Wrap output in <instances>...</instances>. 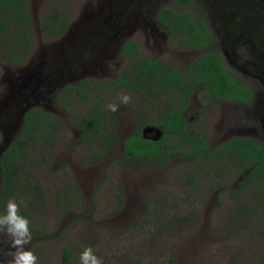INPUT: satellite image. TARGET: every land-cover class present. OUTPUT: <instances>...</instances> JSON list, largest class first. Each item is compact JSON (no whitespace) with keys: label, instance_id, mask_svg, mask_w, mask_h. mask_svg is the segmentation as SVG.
Here are the masks:
<instances>
[{"label":"rangeland","instance_id":"1","mask_svg":"<svg viewBox=\"0 0 264 264\" xmlns=\"http://www.w3.org/2000/svg\"><path fill=\"white\" fill-rule=\"evenodd\" d=\"M26 1L31 51L20 64L0 59V156L21 136L25 112L36 109L50 119L42 129L35 124L26 130L22 144L10 153L15 166L12 186L5 188L0 169V211L5 213L9 199L23 201L20 210L30 211L32 239L26 247L37 256V264H80L87 247L103 264H264V201L254 182L238 188L245 170L237 173L229 157L192 159L184 154L181 133L164 137L167 148L176 150L161 165L122 153L121 139L156 125L168 110V97L149 103L140 90L92 85L120 74L131 61L120 57V43L139 40L136 35L118 36L119 26L105 37L100 34L98 26L108 10H118L119 4ZM55 12L67 22L60 35L49 37L41 26ZM129 21L124 30L132 27L133 19ZM37 67L53 72L55 89L20 101L13 78ZM82 79L87 81L80 94L65 89ZM120 93L129 95L131 102L120 103L115 113L108 111L107 105L118 103ZM258 102L253 106L262 104ZM197 103L204 110L193 118ZM260 110L253 119L250 109L226 110L204 102L197 92L184 114L190 120L186 130L204 131L206 146L214 149L222 144L219 137L225 130L237 137L259 136ZM95 112L103 123L99 134L78 130L77 122ZM3 189L7 192L1 195ZM8 247L9 238L0 233V258L6 259L2 252ZM64 247L69 262L63 261Z\"/></svg>","mask_w":264,"mask_h":264},{"label":"flooded vegetation","instance_id":"2","mask_svg":"<svg viewBox=\"0 0 264 264\" xmlns=\"http://www.w3.org/2000/svg\"><path fill=\"white\" fill-rule=\"evenodd\" d=\"M113 2H117L119 8L108 10L102 24L98 26L101 29L100 34L105 37L107 32L119 26L118 36L136 35V38L142 39L144 43L124 39L118 47V52L124 41H133L137 57L159 63L153 66L155 71L152 75L155 79L161 76L160 73L166 68H170L175 70L179 77L178 85H192L184 109L180 112L181 117L184 118L188 104L191 99H195L197 92L204 102L224 106L226 110L236 109L237 106L250 109L253 113L250 115L248 112V117L250 115L253 119L255 116L257 118L258 109H261L262 129L259 130V136L237 137L231 129L225 130L219 137L222 144L216 148L234 138H248L264 145V0H113ZM131 18L132 27L124 30ZM209 53L217 58L224 78L220 77V74L209 79L205 77L207 75L202 73L206 63L204 59L191 63L195 58ZM120 57L131 60L129 57ZM158 70L161 72L158 73ZM52 74V71H44L37 67L27 71L24 77H14L13 81L14 83L18 81L17 91L22 95L37 98L39 94L55 89L51 84L54 82L50 79ZM199 76H203L200 81L197 80ZM68 77L72 78V75ZM22 81H26L27 86L20 84ZM206 84L217 88L219 96L214 97L205 88ZM153 85H156V82ZM238 86L250 92L251 98L248 102H239L232 98L237 94ZM176 91L177 89L173 88L171 92L161 93L160 97L151 100L155 102L163 96L168 97L169 112L172 106L168 101H174ZM181 98L184 99L183 96ZM258 101L262 104L256 108L253 104L259 103ZM197 106L198 110L194 112L193 118L197 117L198 111L204 110L200 104L197 103ZM189 122L190 120L184 118L182 131L190 126ZM193 130H198L205 136L201 129ZM193 130L190 129L188 134ZM147 131L152 132V137L144 134ZM141 133L149 139L159 140L162 130L158 125H146ZM204 143L206 146V137ZM206 148L211 150L208 146ZM219 155L217 160L228 157Z\"/></svg>","mask_w":264,"mask_h":264},{"label":"trees","instance_id":"3","mask_svg":"<svg viewBox=\"0 0 264 264\" xmlns=\"http://www.w3.org/2000/svg\"><path fill=\"white\" fill-rule=\"evenodd\" d=\"M26 0H0V59L9 64H20L31 51V23L28 14ZM66 18L62 15L48 17L42 23V30L49 37L60 35L66 26ZM10 27H12L11 30ZM136 45L133 41L126 40L122 43L119 49V55L122 57L131 58L128 66L116 77L98 83L93 82L94 87L101 89H126L133 91H142V98L144 101L151 103V99H157L161 93L167 94L173 88L177 89L174 101H168L172 106L169 112H162L161 118L156 122L162 130V135L159 140H152L144 137L138 129L133 130L120 141L121 151L126 157L132 158H148L154 159L158 164H163L169 153L176 149H168L167 144L164 143L166 135L175 136L181 133L184 136V144L187 145L184 152L185 155L192 159L201 158L207 162L217 160L221 154L228 156L236 165L237 173L243 170H248L245 176L238 184V188L242 185L254 182L255 192L259 194L264 201V145L259 144L248 138H234L227 141L223 146L208 150L204 143V134L198 130H193L188 134V130L182 131L184 126V118L180 116V112L184 109V104L189 97L192 85L181 84L178 85L179 77L175 70L166 68L163 72L157 71L161 74L155 79L153 77L154 65H159L156 61L139 58L136 56ZM198 59L206 61L204 72L208 79L214 75L220 74L224 78V73L220 70L217 58L213 54L201 55L191 63ZM203 76L197 78L202 80ZM87 79H82L74 86H66V90L74 89L77 94H80V87L85 84ZM156 82V85L153 83ZM214 97L219 96L217 88L205 85ZM183 96V100L181 98ZM233 99L239 102H248L251 94L246 89L238 86L237 94L232 96ZM49 115L41 113L36 109H30L23 115L22 119V134L18 139L9 143L6 150L0 156V169L4 180L5 188L13 185L11 179L15 166L10 162V153L14 150L15 145L20 146L24 141V132L37 125L42 129L49 123ZM36 124V125H35ZM78 130L83 133L99 134L103 129V123L100 120L98 113H94L77 122ZM23 135V136H22ZM108 142V141H107ZM175 142H171L174 146ZM107 149L104 146L100 151L103 154ZM7 190L3 189V195ZM4 213L0 211V215ZM20 214L26 219H29L31 213L27 209H21ZM68 249L64 247L62 250L63 261L69 262Z\"/></svg>","mask_w":264,"mask_h":264},{"label":"clouds","instance_id":"4","mask_svg":"<svg viewBox=\"0 0 264 264\" xmlns=\"http://www.w3.org/2000/svg\"><path fill=\"white\" fill-rule=\"evenodd\" d=\"M131 102L129 95L118 94V103H109L107 110L115 113L119 110V104ZM15 199H9L6 204L5 213L0 215V233L9 238L7 251L2 252L0 264H37V256L26 246L30 244L32 234L29 221L20 214V205ZM80 264H103L102 258L95 255L92 247H87L80 255Z\"/></svg>","mask_w":264,"mask_h":264},{"label":"water","instance_id":"5","mask_svg":"<svg viewBox=\"0 0 264 264\" xmlns=\"http://www.w3.org/2000/svg\"><path fill=\"white\" fill-rule=\"evenodd\" d=\"M23 79H25V78H23ZM25 80H27V79H25ZM20 84H24L25 86H27V82L25 81V82H21ZM19 88H21L20 86H19ZM17 95H18V97H20V99H22L23 98V96L24 95H22L21 93H20V91H17ZM248 170H246L244 173L246 174V172H247Z\"/></svg>","mask_w":264,"mask_h":264}]
</instances>
